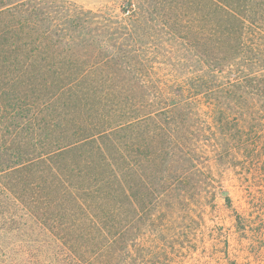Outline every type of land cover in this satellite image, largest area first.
<instances>
[{"label": "trees", "instance_id": "trees-1", "mask_svg": "<svg viewBox=\"0 0 264 264\" xmlns=\"http://www.w3.org/2000/svg\"><path fill=\"white\" fill-rule=\"evenodd\" d=\"M219 197L264 264V0H0V264H177Z\"/></svg>", "mask_w": 264, "mask_h": 264}, {"label": "rangeland", "instance_id": "rangeland-1", "mask_svg": "<svg viewBox=\"0 0 264 264\" xmlns=\"http://www.w3.org/2000/svg\"><path fill=\"white\" fill-rule=\"evenodd\" d=\"M85 8H91L94 10L103 9L114 11V13H119L120 5L123 0H71ZM231 195L235 200V204L239 205L240 198L238 192L231 187ZM210 219L203 228L200 229L199 235L195 239L194 243L191 245L194 252L186 251L185 256L177 260V264H215L210 261V253L214 250V245H212L213 237H217L221 234L228 236L229 238V248L232 253L235 249L239 248L238 236L233 225V218L231 211L224 206V201L222 198H217V207L210 212ZM224 239V238H223ZM4 246L5 243L1 241ZM1 253V252H0ZM1 257V254H0Z\"/></svg>", "mask_w": 264, "mask_h": 264}]
</instances>
